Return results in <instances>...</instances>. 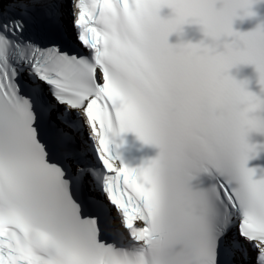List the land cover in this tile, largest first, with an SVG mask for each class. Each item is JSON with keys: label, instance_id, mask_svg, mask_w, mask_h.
<instances>
[{"label": "snow or ice", "instance_id": "1", "mask_svg": "<svg viewBox=\"0 0 264 264\" xmlns=\"http://www.w3.org/2000/svg\"><path fill=\"white\" fill-rule=\"evenodd\" d=\"M229 17L206 0H0V264H264V176L245 166L260 129L230 106L252 95L168 43L185 19ZM129 131L155 158L123 164Z\"/></svg>", "mask_w": 264, "mask_h": 264}, {"label": "clouds", "instance_id": "2", "mask_svg": "<svg viewBox=\"0 0 264 264\" xmlns=\"http://www.w3.org/2000/svg\"><path fill=\"white\" fill-rule=\"evenodd\" d=\"M257 2H261V0H206L207 5L214 11L217 17L223 16L225 10H230L228 28L221 27L212 30L203 21L185 19L180 23L179 32L182 31L184 24L195 23L200 25L204 39L198 43H182L190 46L189 59L210 70L214 78L221 83L229 80L237 84L243 83V91L251 93L252 98L250 99L245 95H235L231 100V111L241 129L254 125L256 129L260 130L253 131L264 133V117L256 115V113L264 111V97L248 91L246 80H237L229 74V70L237 65H253L260 91L264 93V49H258L255 53H252L247 42L243 39L250 32H258L261 36H264V21L258 23L253 30L248 32L234 31L232 26L235 19L243 20L245 17L256 15L252 9ZM158 17L161 21L172 19L174 17L173 10L172 15L167 18H162L159 13ZM241 55H252L253 60L250 62L230 60L232 57ZM222 61L225 63L221 64ZM254 146L256 148V145ZM235 147L239 149L240 145L238 142Z\"/></svg>", "mask_w": 264, "mask_h": 264}]
</instances>
